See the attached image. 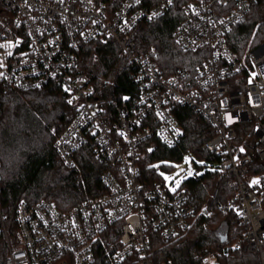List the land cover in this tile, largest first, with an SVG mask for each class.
Wrapping results in <instances>:
<instances>
[{
	"label": "built area",
	"instance_id": "built-area-1",
	"mask_svg": "<svg viewBox=\"0 0 264 264\" xmlns=\"http://www.w3.org/2000/svg\"><path fill=\"white\" fill-rule=\"evenodd\" d=\"M116 3L112 8L98 0H0V94L59 84L75 107L55 142L60 158L75 167L76 152L91 143L95 157L106 164L100 176L105 191L74 206L61 208L48 199L19 201L15 242L10 241L0 182L5 264H93L103 234L114 227L120 232L109 240L107 261L155 264L149 230L172 241L198 216L211 217L213 210L194 203L185 188L172 191L164 180L145 186L140 178L147 155L160 144L174 147L181 141L179 105L204 115L214 128L203 148L219 159L212 167L197 165L234 179L236 193L219 210L235 211L248 226L233 246L246 244L264 264V175L252 168L256 159H264V41L244 47L235 39L251 0ZM177 5L181 17L173 40L183 51L199 52L201 61L193 70L170 72L158 65V49L143 48L138 38L145 22ZM96 41L116 42L134 68L136 90L117 105L102 94L108 79L94 82L81 69L83 48ZM200 254L207 264H216V250L206 247Z\"/></svg>",
	"mask_w": 264,
	"mask_h": 264
},
{
	"label": "trees",
	"instance_id": "trees-1",
	"mask_svg": "<svg viewBox=\"0 0 264 264\" xmlns=\"http://www.w3.org/2000/svg\"><path fill=\"white\" fill-rule=\"evenodd\" d=\"M98 1L112 8L117 5V0ZM180 17V6L177 5L161 18L145 22L138 38L143 48L154 46L158 49V65L170 72L179 68L193 70L201 61L199 52L183 51L173 40ZM236 28L240 32L256 29V37L264 36V0H251L250 12ZM80 57L81 69L92 81L108 79V86L102 94L111 97L113 105L119 104L124 95L135 92L134 68L116 42L89 43ZM0 104L1 202L3 211L9 215V234L18 240L15 214L19 201L35 203L48 199L61 208L74 206L105 191L100 176L106 164L95 157L91 143L78 149L75 167L66 166L60 158L55 142L71 122L75 107L66 100L59 84L53 83L42 89L2 91ZM176 116L183 127V137L174 147L160 144L144 158L140 178L145 186L164 180L158 172L159 166L152 165L154 162L182 159L186 153L212 164L219 159L217 154L203 148V143L215 133L208 118L182 105L176 108ZM252 168L253 172L264 175V159H256ZM181 187L190 193L198 206L211 208L213 215L198 216L185 234L172 241L166 240L158 231L149 230L155 264L168 261L207 264L200 254L206 247L218 252L216 264H260L258 253L246 244L233 246L244 236L248 226L235 211L223 214L219 210L220 205L236 193L233 178L207 168L197 177L186 178ZM119 232L114 227L103 234L93 264H113L107 261V245ZM224 237L227 238L225 241ZM226 247L228 251H225ZM7 255V240L0 233V264H5ZM121 264L134 263L126 261Z\"/></svg>",
	"mask_w": 264,
	"mask_h": 264
},
{
	"label": "rangeland",
	"instance_id": "rangeland-1",
	"mask_svg": "<svg viewBox=\"0 0 264 264\" xmlns=\"http://www.w3.org/2000/svg\"><path fill=\"white\" fill-rule=\"evenodd\" d=\"M256 29H251L246 32H240L237 28L235 29V39L240 41V43L244 44V47L249 46L250 44H254L258 41H264V36L256 37L255 35ZM197 163H207L205 160L200 159L196 156H193L190 153H186L182 159H167L157 163L159 166L158 172L162 175L166 185L172 190L173 188H180L184 180L189 177L187 173L191 170L192 174L195 171L201 173L204 169L198 167ZM211 167L213 166L210 163ZM165 177H169L170 179H165ZM176 181H180L179 187H176ZM10 241L15 242L16 240L10 236Z\"/></svg>",
	"mask_w": 264,
	"mask_h": 264
},
{
	"label": "snow or ice",
	"instance_id": "snow-or-ice-1",
	"mask_svg": "<svg viewBox=\"0 0 264 264\" xmlns=\"http://www.w3.org/2000/svg\"><path fill=\"white\" fill-rule=\"evenodd\" d=\"M137 2H139V0H137ZM0 66H2V65H0ZM125 99H127V97H125ZM71 102H72V101L70 100L69 103H71ZM240 151L243 152L244 149L241 148ZM187 175H189V176L192 175L191 170H189V172L187 173ZM165 179L167 180V179H170V178H169V177H165ZM179 183H180V181H176V187H179ZM253 183H259V181H253ZM172 191H175V188H173Z\"/></svg>",
	"mask_w": 264,
	"mask_h": 264
},
{
	"label": "water",
	"instance_id": "water-1",
	"mask_svg": "<svg viewBox=\"0 0 264 264\" xmlns=\"http://www.w3.org/2000/svg\"><path fill=\"white\" fill-rule=\"evenodd\" d=\"M226 239H227V238L224 237V238H223V241H225ZM225 251H228V247H226Z\"/></svg>",
	"mask_w": 264,
	"mask_h": 264
}]
</instances>
